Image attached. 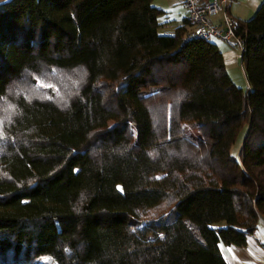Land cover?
Segmentation results:
<instances>
[{
    "label": "trees",
    "instance_id": "1",
    "mask_svg": "<svg viewBox=\"0 0 264 264\" xmlns=\"http://www.w3.org/2000/svg\"><path fill=\"white\" fill-rule=\"evenodd\" d=\"M162 14L0 1V264H228L220 246L257 230L264 0L237 26L245 91L215 39L159 34ZM60 75L62 100L41 85Z\"/></svg>",
    "mask_w": 264,
    "mask_h": 264
},
{
    "label": "crops",
    "instance_id": "2",
    "mask_svg": "<svg viewBox=\"0 0 264 264\" xmlns=\"http://www.w3.org/2000/svg\"><path fill=\"white\" fill-rule=\"evenodd\" d=\"M201 1L211 2L214 0ZM261 2L262 0H228L226 13L237 22L247 21L255 14ZM152 5L163 13L158 18V22L161 24L158 31L172 33L180 26H183L186 32L189 31L187 13L180 0H152ZM219 21L220 16H217L211 22L218 23ZM227 46L232 48L230 44ZM221 53L226 68L227 63L231 61L230 53L224 50ZM257 230L246 237L245 245L242 247L220 246V251L228 264H264V222H262L261 229Z\"/></svg>",
    "mask_w": 264,
    "mask_h": 264
},
{
    "label": "built area",
    "instance_id": "3",
    "mask_svg": "<svg viewBox=\"0 0 264 264\" xmlns=\"http://www.w3.org/2000/svg\"><path fill=\"white\" fill-rule=\"evenodd\" d=\"M180 1L186 10L189 21L188 39H215L230 44L241 52L243 43L236 34L238 22L226 13L228 0H214L211 2H202L201 0ZM217 16H220V21L218 23L211 22Z\"/></svg>",
    "mask_w": 264,
    "mask_h": 264
},
{
    "label": "rangeland",
    "instance_id": "4",
    "mask_svg": "<svg viewBox=\"0 0 264 264\" xmlns=\"http://www.w3.org/2000/svg\"><path fill=\"white\" fill-rule=\"evenodd\" d=\"M0 1H2V0H0ZM158 32H159V34H170V33H163L160 30ZM214 43L221 50V52H222V50H224L225 52L228 51V53H230L231 61L227 63L225 69H226L228 75L230 76L232 82L236 86L241 88L243 91H245L247 89V82H246L244 72H243V65L240 62V51H239V49L235 48V47L231 48V47L227 46L226 43L220 42L218 40H214ZM55 78L56 77H51L50 83H44L41 85L43 86L42 88H44V89H50V90L52 89L53 91H55V93H54L55 97H57L59 100H62V99H64V96H66L69 93V90H70L69 89V82L66 80V78L62 77L61 75L57 80H54ZM243 135H244V133H243V131H241L238 139L236 140V142L233 144V146L230 149L231 154L234 156L238 155L239 148L241 146V142L243 139ZM262 222H264V218L261 217L259 219V223H258L259 229H261V227H262Z\"/></svg>",
    "mask_w": 264,
    "mask_h": 264
}]
</instances>
